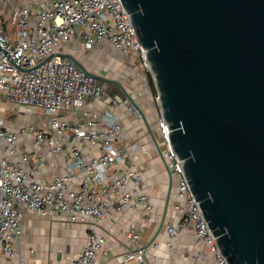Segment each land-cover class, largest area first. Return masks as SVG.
<instances>
[{
  "label": "built area",
  "instance_id": "built-area-1",
  "mask_svg": "<svg viewBox=\"0 0 264 264\" xmlns=\"http://www.w3.org/2000/svg\"><path fill=\"white\" fill-rule=\"evenodd\" d=\"M4 5L9 8L13 31L9 33L4 27L0 13V99L41 110L42 114L10 127L0 117V254L15 258L14 264H27L15 247L22 238V219L28 211L65 226L90 224L85 243L70 260L59 264H101L102 259L103 264H172L151 262L133 219L120 234L128 248L111 254L100 231L106 219L130 212H137V219H146L152 209L138 167L139 141L128 138L115 109L127 102L128 109L138 113L120 93H107L90 71L65 57L100 50L107 44L133 70L142 67L152 76L120 0H49L34 17L32 0L20 6L13 0H0V9ZM74 37L79 46L72 45ZM87 104L92 109L87 110ZM155 127L162 159L176 185V200L171 206L178 219L166 229L167 245L171 247L170 240L190 225L217 263L228 264L172 150L169 129L160 112ZM30 139L49 154H64L59 174L41 177L47 161L33 155L28 147ZM84 145L95 147L96 153L89 157L81 149Z\"/></svg>",
  "mask_w": 264,
  "mask_h": 264
},
{
  "label": "water",
  "instance_id": "water-1",
  "mask_svg": "<svg viewBox=\"0 0 264 264\" xmlns=\"http://www.w3.org/2000/svg\"><path fill=\"white\" fill-rule=\"evenodd\" d=\"M150 64L160 116L228 264H264V0H120ZM81 69L75 57L65 55ZM116 84L152 137L150 124Z\"/></svg>",
  "mask_w": 264,
  "mask_h": 264
},
{
  "label": "crops",
  "instance_id": "crops-1",
  "mask_svg": "<svg viewBox=\"0 0 264 264\" xmlns=\"http://www.w3.org/2000/svg\"><path fill=\"white\" fill-rule=\"evenodd\" d=\"M28 0H13L16 6L23 5ZM44 1V2H42ZM49 4V0H32V16H35L36 10L43 4ZM1 16L4 20H8L9 8L4 5L0 9ZM80 42L78 38L72 39L73 46H79ZM107 45V44H106ZM105 45V46H106ZM98 50V49H95ZM93 51V50H92ZM75 54V52H74ZM78 58V57H77ZM79 59V58H78ZM146 84L149 85L148 79L150 78L149 73H143ZM152 93V92H151ZM156 93V92H155ZM7 105V110L13 109L18 110L23 114H20L16 124H25L29 122L33 117L37 116V111L34 108L23 107L17 104H13L5 100L0 99V107ZM152 106V105H151ZM154 109V107L152 106ZM86 109H92L90 104L86 105ZM96 109H99L97 104ZM149 121L156 119L154 115L153 120L152 114ZM115 111L120 115V121L122 129L125 130L122 123L123 117H127L131 111L126 107L124 103H121ZM0 117L4 120L6 127L10 125H16L10 123L5 114H0ZM149 117V116H148ZM147 118V117H146ZM148 120V119H147ZM125 121V120H124ZM156 121V120H155ZM143 122V121H142ZM154 122V121H153ZM144 124V123H143ZM155 124V123H154ZM144 133L147 134L145 138L140 135L139 141L140 148L136 151L139 153L138 167L143 173V187L149 196L152 204L151 213L146 219H137V212H130L121 216H109L101 226L100 231L103 232L107 239V246L111 250L112 255L120 254L128 248V244L124 243L121 239V230H123L130 219L140 234V241L149 249L150 260L152 263L155 262H170L172 264H218L214 254L204 244V242L196 236L192 226L188 225L179 230L171 241L170 245H167L169 238L166 234V229L169 225L175 224L178 219V214L172 209V204L176 200V185L172 179V186L169 194L168 208L164 222L161 229L157 232L161 217L158 212L157 205L161 201L163 196V207L167 197V191L169 187V178L166 169L160 159L157 150L154 146L153 140L146 127L144 126ZM128 138L131 141L136 140L132 137V132H128ZM148 138V140H147ZM149 142V148H153L157 157L154 158L151 154V150L145 146V143ZM29 149L33 152V155L44 157L47 164L41 168L40 175L44 179L51 178L61 172L64 162V154L52 155L47 153L46 148H39L35 146L33 140H29ZM81 149L89 157L91 152L96 153V148L93 146H81ZM22 209L25 207L22 206ZM23 235L16 245L15 250L17 254L26 261L27 264H59L61 262H67L70 258L76 254L80 247L85 243L86 233L90 224H75L73 226H65L61 222H58L51 218H39L26 211L23 219ZM57 226V227H56ZM62 227L63 234L58 233ZM62 230V229H61ZM69 231V234H67ZM78 244V245H76ZM156 256V258H155ZM14 259H6L0 254V264H14ZM104 259L100 261L103 264Z\"/></svg>",
  "mask_w": 264,
  "mask_h": 264
},
{
  "label": "rangeland",
  "instance_id": "rangeland-1",
  "mask_svg": "<svg viewBox=\"0 0 264 264\" xmlns=\"http://www.w3.org/2000/svg\"><path fill=\"white\" fill-rule=\"evenodd\" d=\"M4 27L7 29L9 33H12L13 26L10 24L9 19L5 20ZM75 58L80 61V63L90 71L91 73L97 74L99 76H102L104 78L117 81L121 87L131 95V97L135 100V102L138 104V106L142 109L145 116L148 119V123L150 124V128L152 130V133L154 137H156L157 142L161 141L160 138L157 136V131L155 127V118L153 120L154 115L157 117L159 114V107L158 102L156 100V90L154 86V81L152 76L149 73V76L152 80L153 86H154V92L152 91L151 87L148 86L145 82V77L143 76L144 69L142 67H137V69L133 70L127 63L125 59L119 58V53H117L111 46L106 45L104 47H101L100 50H93L88 52H75L74 54ZM79 59H78V58ZM99 81V80H98ZM100 84H104L105 91L107 93H120L123 96V99H126L122 90L113 83H107L103 81H99ZM152 92V93H151ZM125 108H128V103H124ZM154 109L152 108V106ZM9 107L7 105H2L0 107V114H5L7 120L12 123L16 124L20 114H23L22 112H19L18 110L14 111L13 109L7 110ZM152 114V122L149 121ZM38 115L42 114L41 110L37 111ZM149 116V117H148ZM125 120V121H124ZM122 123L125 128V132H132V137L134 139H139L140 135L144 138L147 136L146 133H144V124L141 120V118L134 112L128 113L127 117H123ZM146 135V136H144ZM135 140V141H136ZM148 140V138H147ZM149 142L145 143V146L149 148ZM150 149V148H149ZM151 154L154 158L157 157V154L155 153L154 149L151 148ZM163 196L161 198V201L157 205L159 215H161L162 208H163V197L165 196L164 192L162 191ZM57 227V226H56ZM58 233L61 235L63 234V228H59ZM62 229V230H61ZM69 234V231H67ZM78 245V244H76Z\"/></svg>",
  "mask_w": 264,
  "mask_h": 264
},
{
  "label": "trees",
  "instance_id": "trees-1",
  "mask_svg": "<svg viewBox=\"0 0 264 264\" xmlns=\"http://www.w3.org/2000/svg\"><path fill=\"white\" fill-rule=\"evenodd\" d=\"M148 82H149V85H150L152 91L154 92L155 90H154V86H153L151 78L148 79Z\"/></svg>",
  "mask_w": 264,
  "mask_h": 264
},
{
  "label": "flooded vegetation",
  "instance_id": "flooded-vegetation-1",
  "mask_svg": "<svg viewBox=\"0 0 264 264\" xmlns=\"http://www.w3.org/2000/svg\"><path fill=\"white\" fill-rule=\"evenodd\" d=\"M108 83V82H107Z\"/></svg>",
  "mask_w": 264,
  "mask_h": 264
}]
</instances>
